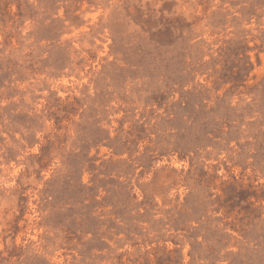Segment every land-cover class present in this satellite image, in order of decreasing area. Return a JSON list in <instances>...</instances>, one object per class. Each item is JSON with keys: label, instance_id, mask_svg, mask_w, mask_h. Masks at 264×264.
Segmentation results:
<instances>
[{"label": "rangeland", "instance_id": "obj_1", "mask_svg": "<svg viewBox=\"0 0 264 264\" xmlns=\"http://www.w3.org/2000/svg\"><path fill=\"white\" fill-rule=\"evenodd\" d=\"M0 264H264V0H0Z\"/></svg>", "mask_w": 264, "mask_h": 264}]
</instances>
